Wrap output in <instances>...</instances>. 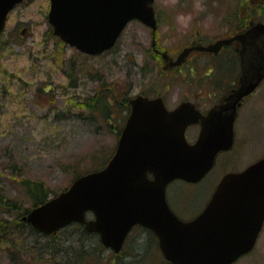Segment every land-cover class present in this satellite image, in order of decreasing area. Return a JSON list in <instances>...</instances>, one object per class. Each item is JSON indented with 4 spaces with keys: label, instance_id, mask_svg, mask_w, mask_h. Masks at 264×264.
<instances>
[{
    "label": "rangeland",
    "instance_id": "374dc122",
    "mask_svg": "<svg viewBox=\"0 0 264 264\" xmlns=\"http://www.w3.org/2000/svg\"><path fill=\"white\" fill-rule=\"evenodd\" d=\"M153 5L158 21L155 33L133 20L111 50L97 55L83 54L54 35L48 22L50 0H27L10 12L0 34V194L30 208L22 179L43 181L51 197L76 176L103 166L116 147L128 114L129 97L152 91L148 95H162L166 105L173 108L182 100L198 96L203 84L197 83L198 73L190 68L198 63L204 71L209 55L193 50L180 69L163 71L160 50L175 59L188 45L228 36L241 25L240 19L252 22L261 18V9L247 11L245 0H154ZM151 43L159 54L151 51ZM101 88H111L116 99L113 118L107 121L100 120L98 109L92 111L91 107L93 94ZM203 93L208 96V88ZM197 101L208 105L203 102L208 100ZM195 129L188 130L189 139L195 138ZM235 131L234 147L218 153L214 166L202 179H175L167 185V201L181 216L199 211L225 173L241 170L264 153V83L244 103ZM15 212V208L0 209V219L7 221L4 228L8 226V236L15 241L9 252L0 240V264L110 261L106 248L91 257L74 258L72 254L79 255L83 246L84 252L91 245L94 251L96 244L94 236L85 239L77 229L68 227L55 240L28 230H10L16 223ZM147 232L141 227L129 232L120 252L124 259L143 255L145 263L163 260ZM50 242L57 243L58 250L65 253L46 254L44 244ZM233 264H264V226L254 249Z\"/></svg>",
    "mask_w": 264,
    "mask_h": 264
},
{
    "label": "water",
    "instance_id": "95a60500",
    "mask_svg": "<svg viewBox=\"0 0 264 264\" xmlns=\"http://www.w3.org/2000/svg\"><path fill=\"white\" fill-rule=\"evenodd\" d=\"M24 0H0V33L8 13ZM153 0H50L48 21L63 42L88 54L116 42L125 25L138 19L156 31ZM238 40L242 47L239 86L225 103L201 114L190 101L166 108L161 96L138 94L106 165L85 173L23 217L36 230L51 234L71 222L97 232L102 244L120 251L135 224L151 229L164 257L175 264H231L255 244L264 221V158L245 169L226 173L204 210L181 220L165 196L175 178L195 182L233 141V121L240 100L264 78V23L233 37L182 49L169 65L181 64L192 50L216 51ZM164 60L166 52H161ZM199 123L196 140L185 129ZM150 175V176H149ZM91 211L93 218L87 219Z\"/></svg>",
    "mask_w": 264,
    "mask_h": 264
},
{
    "label": "flooded vegetation",
    "instance_id": "af4514ba",
    "mask_svg": "<svg viewBox=\"0 0 264 264\" xmlns=\"http://www.w3.org/2000/svg\"><path fill=\"white\" fill-rule=\"evenodd\" d=\"M260 14H261V18H258V20L252 21V22L249 20V22L247 24L243 21V19H240V21L242 20L241 25H239V26L237 25V29H234L235 31H231V33L228 36L219 37L217 39L214 38L215 40L212 42H215L219 39L230 38V37H233L235 34L242 33L258 21L264 22V10H260ZM212 42H208V43H212ZM208 43L203 42V43H198V44H208ZM193 44H197V43H193ZM152 45L153 44L151 43V49L153 47ZM241 47H242L241 43L238 40L233 39L227 44H222L219 47V49H217L216 51H208L207 52V51L196 50L198 52L206 53L209 55V60H208L207 64L205 65L204 71L202 70V68L197 66L198 63L192 64L193 66L190 68V71L192 73H194V72L198 73L199 82H197V83L203 84V85H200V89L196 93V95H198L197 98L191 100L195 104V107L197 109H199L201 113H206L207 110L210 109L211 107L225 103V97L239 86V79H240L241 72H242L241 56H240V52H239ZM155 48H157V47L154 45V47L151 51L157 53L158 51L155 50ZM162 51H166V50H164V49L160 50V52H159L160 56H161ZM159 53H157V54H159ZM161 58H162V56H161ZM172 59H173V57L170 55H169L167 60L162 59V61H163L162 70L163 71L178 70V69H180V66L184 64V62H183L180 65L170 66L169 61ZM263 83H264V78L260 81V83L257 85V87L250 94L244 96L240 100L239 104H237V113H236V117L234 120V142H233L232 148L234 147V145L236 143V131L235 130H236V121H237L238 115L241 112V109H242L244 103L246 101H248L249 99L253 98V96L259 91V89L261 88ZM205 88H208V90H209L208 96L203 93ZM148 93L151 94L152 91L146 92V94H144V95H147L149 97L158 96V95H148ZM199 99L208 100V101H203V102L208 103V105H205V103L203 106L200 105L199 102L197 101ZM128 101H129V98H128ZM129 109H130V105L128 102L127 113H129ZM192 127L196 128L194 130L195 138L198 135V132L200 130V124H193V125L188 126L186 129L187 138H188V130ZM195 138H193V139L188 138V140L193 141ZM263 157H264V153H262V155H260L256 160L263 158ZM256 160H254V161H256ZM254 161H252V162H254ZM252 162H250V163H252ZM249 164H247V165H249ZM210 196H211V194H210ZM210 196L208 197V199L210 198ZM208 199H206V202L204 203V205L202 206V208L199 211L193 213L189 217L181 216L174 209H173V211L182 219H185V220L192 219V218L196 217L203 210Z\"/></svg>",
    "mask_w": 264,
    "mask_h": 264
},
{
    "label": "trees",
    "instance_id": "16d2710c",
    "mask_svg": "<svg viewBox=\"0 0 264 264\" xmlns=\"http://www.w3.org/2000/svg\"><path fill=\"white\" fill-rule=\"evenodd\" d=\"M246 4H247V11H251L254 12L256 11L257 8L264 10V0H245ZM254 11H252V10ZM255 13V12H254ZM246 24L249 22V19L246 21V19L243 20ZM242 22V20H241ZM44 91L48 92V89L44 88ZM112 93V95H111ZM94 95V101L92 102V111H95V109H98L100 115H99V119L100 120H104L107 121L108 119L113 118V113H114V105H115V101L116 99L114 98L113 95V91L111 88H101L99 92H96L93 94ZM98 105H101V107H99ZM117 105H120V103H117ZM104 165V164H103ZM22 184L25 187V191L29 196V199L31 201L32 206L38 205L42 202H44L47 197H48V189L45 187L43 181H37V182H32V181H28L26 179H22ZM3 193V192H2ZM55 195V194H54ZM12 208L16 209V212L14 214V216L16 217V223L14 226H12L10 228V230L13 231H25L28 230L30 231V233H34L37 236H42L45 237L47 240H55L56 238H58V235H60L61 233H63L65 230L68 229H73L71 231H75L74 229H77L80 231L79 236L85 238V239H91L93 236L95 238V242L96 244H94V251L92 250V246L86 251L84 252V246L83 249L78 252L79 255H75L72 254L74 258H78L79 257H91V255L96 254V252L100 253L103 250V246L101 245L98 235L96 233H91V232H87L86 230H84V228L82 226L79 225H70L68 227H65L61 230H59L58 232L51 234V235H44L43 233H40L38 231H36L30 224H28L25 220H23L22 216L28 211L29 208H23L22 205L18 204L13 198H10L8 196H5L3 194H0V209L4 210V211H11ZM7 221H4L3 219H0V240L4 241L7 244V247L9 249V252L11 251L10 249H12L11 247L15 244V241L13 239V237H9V232H7L8 226H6L4 228V223ZM146 230V229H145ZM147 231V230H146ZM150 240H154V242L156 243V240L153 236V234L151 232H147ZM152 238V239H151ZM80 239V238H79ZM81 240V239H80ZM84 245V244H83ZM157 245V243H156ZM44 246H46L47 252L46 254L48 255H62L63 253H65V251H59L58 249L60 248L57 243H45ZM43 253V252H41ZM110 255L114 256L113 258H111L110 256V261H108V264H142L144 262V264H151V263H145L144 257L143 255H137L136 262H132L134 259L131 260H127L124 259L126 256L123 255V253H120L119 255L117 254H113V252L110 251ZM145 255V254H144ZM129 256V255H127ZM133 256V255H132ZM67 258V257H66ZM91 260V259H90ZM107 264V260L105 261ZM163 260L161 258H159V263H155V264H163Z\"/></svg>",
    "mask_w": 264,
    "mask_h": 264
}]
</instances>
